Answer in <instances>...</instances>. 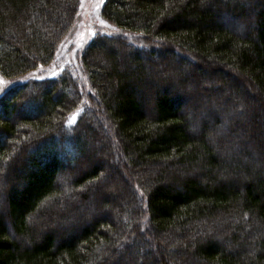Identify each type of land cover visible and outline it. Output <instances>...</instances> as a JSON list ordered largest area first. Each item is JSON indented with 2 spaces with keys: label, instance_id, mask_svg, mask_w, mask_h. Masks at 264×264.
I'll list each match as a JSON object with an SVG mask.
<instances>
[{
  "label": "trees",
  "instance_id": "obj_1",
  "mask_svg": "<svg viewBox=\"0 0 264 264\" xmlns=\"http://www.w3.org/2000/svg\"><path fill=\"white\" fill-rule=\"evenodd\" d=\"M252 1L105 0L102 18L122 35L97 34L81 61L100 114L69 72L0 97V264H156L146 249L158 241L164 264H264V0ZM81 3L0 0V76L49 65ZM167 54L182 60L163 78L155 64ZM189 62L196 73L187 74ZM204 67L230 82L236 102L195 91L205 105L196 112L182 93L192 79L201 88ZM246 112L247 138L235 133ZM105 126L114 131L107 150L119 151L111 158L134 173L126 194L99 184L109 166L95 159ZM53 214L60 228L38 223Z\"/></svg>",
  "mask_w": 264,
  "mask_h": 264
},
{
  "label": "rangeland",
  "instance_id": "obj_2",
  "mask_svg": "<svg viewBox=\"0 0 264 264\" xmlns=\"http://www.w3.org/2000/svg\"><path fill=\"white\" fill-rule=\"evenodd\" d=\"M248 1H249L248 6L251 9L253 6V1L252 0H248ZM104 2H105V0H82L80 10H79V14L75 20V23H74L73 27L71 28V30L69 31L68 35L65 37V39L61 43L53 61L49 65L43 66V67L39 68L38 70L32 71V72L24 75L23 77L15 79V80L5 79V78H2L0 76V97L4 93H6L9 89L13 88L16 85L27 83V82L32 81V80H44V79H47L50 77L54 78V77H57L58 75H60L64 72H69L74 77H75V75L77 76L75 78H76L78 84L80 85L81 90L84 91L83 103H85V105H87V106L95 108V110L97 112H99V114H100L101 107H100V105H96L97 101L93 98V94H91L87 75H86V73L82 67L81 61H82V56H83L84 51L88 47L91 40L97 34H108V35H112V36L122 35L121 30L116 29L115 27H113L112 25L107 23L102 18L101 12H102V7H103ZM227 21L230 23V26L235 28V29L239 26L238 25L239 23H237V21H235V20L227 19ZM245 24H248V23L245 21ZM123 36H124V39H126V41L130 42V44H133L131 41H136V42L139 41L138 40L139 36H137V35H135V37H131V35H129V34H123ZM144 57L147 58L148 55L145 54ZM166 57H167V59H166L167 61L162 60L161 62L158 61L155 64V65H157L158 72H159L160 76L163 78L165 76H172L174 74V70L171 71V68L169 70L167 68V66H168L167 64H169V65L173 64L175 66L174 68L178 69L180 67L178 65V63H180L179 61L182 60V58L178 55L172 56L170 54H167ZM154 59H156V58H154ZM188 65H189L188 69L185 68L187 70V74L192 73V72L196 73V71H198V69H196V68H194V66H192L193 64L191 62H189ZM183 73H185V71ZM196 80L201 85V88H199L198 84L196 87L195 82L192 79L191 80L192 84H190V86H188L189 84H186L185 86H186L187 90H184L185 92L182 93L184 98L187 101H190V104L192 106L197 105L195 107L196 112L198 111V109H199V111H202L205 108L204 107L205 105L202 104L197 99V97L195 98L196 93L194 95H192V93H194L195 91L199 92L198 94L200 97H203V96L208 97L209 95H211L215 98H218L219 100H223V101L224 100L225 101L226 100H230V101L233 100L234 102H236L237 98L234 99V97L232 95V91H230V87H229L230 82L228 83L229 84L228 85L226 83H222L220 81V79H218L217 77H214V76L211 77V75H208L207 68L204 67V71H201L200 77ZM230 80L231 79H229V81ZM234 84H238V83L236 81H234ZM218 85L219 86L221 85V88H218ZM242 89L244 91H246L245 93H248L247 97H249V100L251 99V101L257 103V101L255 99H253V98H255V96L253 95L255 93L252 91V89H250L248 87L246 89L245 86L242 87ZM147 92H148V93H146L147 96L152 93V91H147ZM149 98H151V97H149ZM148 101H151V100L148 99ZM200 107H203V108H200ZM27 111H29V109H28V106L26 105V108L23 109L22 112H27ZM253 112H254V109H253ZM77 113H78V111H76L75 113L70 115V122H73L72 118L76 117ZM246 114H248V115H246ZM246 114L245 115L247 117H244L242 115V117H241L242 119L240 122L238 121L240 118L237 120L239 122V124L236 127L237 129L235 130V133H237V135H240L241 137H243V136H245V134H247L248 131L246 130V125H247V127L250 125L249 120L252 117L250 112H246ZM18 115H19V113L16 116H18ZM230 119H231V117L228 116V119H226V120L224 119V120L227 121ZM229 123H230L229 121L226 122L227 126L226 125L224 126L225 131L228 130V124ZM232 127L233 126L230 124V129ZM109 128H110V126H105L102 129L103 131L100 129L97 130L98 138H101V137L103 138L102 144H104V145L102 146V149L100 148L99 149L100 151H97L98 153L95 154V159L96 160L100 159L101 162H108L109 163V166L107 167V170H106V176L104 177V179L102 181H100L99 184H101L104 187V189H106V192H108V193L115 192L116 194L117 193L118 194H126V193H128L129 189H127V184L125 185L124 181L126 182L130 179L135 178L134 173L130 169V167L128 166L127 161L122 162L124 165L123 169H122L120 167L121 166L120 160H117L115 158H111V154H110L111 152L114 153L113 154V156H114L116 154L115 152L118 153L119 151H117L116 147L113 145L109 148V150H107V140H110V139L113 140V138H114V131L112 128H110V129ZM262 134L264 135V131L262 132ZM245 137L247 138V136H245ZM109 151H111V152H109ZM221 152L223 155L226 153L223 144L221 145ZM112 162L114 163V165H116L115 169H117V171H119V172H122L121 175L123 177V182L121 180V175L116 174L114 172L113 166H111ZM73 170H76V169H73ZM73 170H71V172H73ZM69 174L71 175V173L68 172L65 175V177L60 180V183L62 182L61 184H65V183L67 184V180H70V177H71ZM75 201H76V199H75ZM75 201H74V203H75ZM2 204H3V202L1 201L0 208H4V206ZM67 207L60 206L59 211H65V209H67ZM100 209L101 208H97L98 211ZM98 211H96V212H98ZM96 212L95 213L92 212V213L88 214V211H85V212L83 211L85 217H86V215L87 216L95 215ZM79 213L81 214V212H78L75 215H77L79 217L80 216ZM97 217H100V215H98ZM39 221H38L39 224L43 223L42 226H46L47 228L48 227L60 228V226L58 225L60 223L59 216H54V214L52 215V217L49 218V223L44 222V220L43 221L39 220ZM112 222L117 223V221H115V219H113ZM150 236H151V232L149 233V237ZM166 238H167V236H164L162 239L165 240ZM173 243H174V241H169L167 247L171 246ZM161 246H162V242L158 241L157 248L152 246L151 248L148 247V249H146V250L151 249L153 252L157 251V253L153 254V258H152L153 260L151 262L156 263V264H164L165 261L166 262L168 261L167 257H165V255L162 254L163 252H162ZM124 251L125 250L122 249L119 252L114 253L111 260H113V262L118 263V261H120V258H122L121 254H123ZM123 262H128L129 264H133V261H131V259H127V258H123Z\"/></svg>",
  "mask_w": 264,
  "mask_h": 264
},
{
  "label": "snow or ice",
  "instance_id": "obj_3",
  "mask_svg": "<svg viewBox=\"0 0 264 264\" xmlns=\"http://www.w3.org/2000/svg\"><path fill=\"white\" fill-rule=\"evenodd\" d=\"M75 119V117H73V120Z\"/></svg>",
  "mask_w": 264,
  "mask_h": 264
}]
</instances>
